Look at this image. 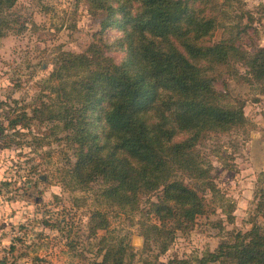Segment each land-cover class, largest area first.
<instances>
[{
    "label": "trees",
    "instance_id": "16d2710c",
    "mask_svg": "<svg viewBox=\"0 0 264 264\" xmlns=\"http://www.w3.org/2000/svg\"><path fill=\"white\" fill-rule=\"evenodd\" d=\"M15 2L0 0V36L11 28ZM83 2L91 16L100 15L99 30L85 51L57 52L54 68L37 81L31 104L0 100V148L23 135L35 148L51 135L63 141L69 154L61 183L81 191L97 186L87 222L90 234L107 231L108 213L97 206L136 210L147 197L143 214L156 222L139 221L141 252L147 254L152 245L157 252L139 264H157L174 231L189 228L207 212L198 190L212 192L214 185L197 145L207 135L247 123L241 102L226 100L215 81L230 71L231 61V74L238 73L232 63H240L248 77L239 78L264 82V46L247 52L238 45L239 31L211 41L229 0ZM110 29L118 33L111 39ZM108 52L121 53L120 60ZM43 126L47 133L40 132ZM256 181L255 208L264 218V170ZM99 243L100 260L85 264H134L136 251L126 236L103 235ZM195 262L264 264V232L254 222Z\"/></svg>",
    "mask_w": 264,
    "mask_h": 264
},
{
    "label": "rangeland",
    "instance_id": "374dc122",
    "mask_svg": "<svg viewBox=\"0 0 264 264\" xmlns=\"http://www.w3.org/2000/svg\"><path fill=\"white\" fill-rule=\"evenodd\" d=\"M221 1V0H219ZM226 17L220 19L211 36L216 42L239 31L238 45L247 52L264 46V0H229L223 3ZM13 23L0 36V100L15 99L17 105L31 104L38 91L37 81L54 68L58 51L83 52L99 30L100 15L91 16L83 0H16L11 9ZM20 26H23L20 28ZM20 30V31H18ZM118 33L107 30V38ZM108 39V40H109ZM116 61L121 53L108 52ZM237 75L226 71L215 88L226 100H239L247 120L244 127L224 134L207 135L198 145L207 161L214 191L198 190L207 212L196 216L192 225L174 231L157 264L196 258L213 251L235 233L250 229L255 222L264 232V218L256 211V186L264 170V82L248 77L246 68L232 63ZM10 104H13L10 102ZM46 127L40 132L47 133ZM32 131H34L32 129ZM61 136L60 132L56 137ZM27 135L16 136L8 148H0V264H85L100 260V236H126L136 251L133 263L152 259L154 245L141 252L139 221L156 222L143 214L147 197L136 210L97 206L107 211V231H88L93 208V191L70 189L61 183L68 151L63 141L41 147L28 146ZM186 183L191 181L184 177ZM156 192L149 197L155 200ZM83 198V199H81ZM218 264V263H212Z\"/></svg>",
    "mask_w": 264,
    "mask_h": 264
}]
</instances>
